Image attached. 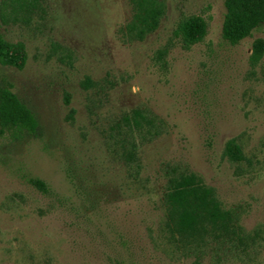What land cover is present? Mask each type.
I'll use <instances>...</instances> for the list:
<instances>
[{"label":"rangeland","instance_id":"1","mask_svg":"<svg viewBox=\"0 0 264 264\" xmlns=\"http://www.w3.org/2000/svg\"><path fill=\"white\" fill-rule=\"evenodd\" d=\"M160 1L165 15L140 41L127 35L131 0H40L32 12L0 0V32L28 54L21 70L0 64V83L40 121L38 137L0 132V264H264V56L249 59L264 23L231 45L225 0ZM191 14L207 34L184 49L174 30ZM135 109L160 120L158 134H128ZM230 138L246 160L223 155ZM171 167L214 188L228 231L168 229ZM72 175L92 178L98 204L80 208Z\"/></svg>","mask_w":264,"mask_h":264},{"label":"trees","instance_id":"2","mask_svg":"<svg viewBox=\"0 0 264 264\" xmlns=\"http://www.w3.org/2000/svg\"><path fill=\"white\" fill-rule=\"evenodd\" d=\"M27 12L34 11L40 0H10ZM132 18L127 25V35L134 40H143L154 32L165 15V5L160 0H131ZM225 14L222 36L231 45L252 36L254 30L264 23V0H225ZM206 20L197 14L184 16L174 30V35L184 49L204 40L207 34ZM159 58L161 52L158 53ZM264 56V38H256L252 44L250 63L256 65ZM28 54L22 42L8 41L0 32V64L23 69ZM67 101L69 98L67 97ZM122 124L128 134L143 132L159 133L160 120L143 110L135 109L131 115H125ZM0 132L8 133L14 140L40 135V121L33 110L13 90V84L0 83ZM131 148H124L126 162L135 159V144L129 141ZM223 155L232 162L246 160L242 146L235 138L225 143ZM164 195L167 227L173 234L182 237L200 238L216 231H228L232 213L223 208L213 187L206 185L201 177L192 171H179L170 168ZM71 183L79 197L80 208H91L99 201L95 194L92 178L71 176ZM28 182L44 194H50L48 183L39 177H30ZM95 186V185H94ZM61 200V199H60ZM75 208V207H74ZM84 209V208H83Z\"/></svg>","mask_w":264,"mask_h":264}]
</instances>
